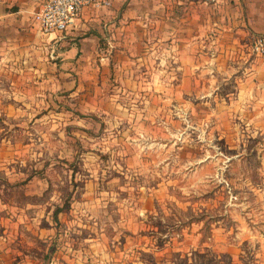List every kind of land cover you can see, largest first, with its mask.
<instances>
[{"label": "rangeland", "instance_id": "1", "mask_svg": "<svg viewBox=\"0 0 264 264\" xmlns=\"http://www.w3.org/2000/svg\"><path fill=\"white\" fill-rule=\"evenodd\" d=\"M160 45L75 81L0 57V264H264V103Z\"/></svg>", "mask_w": 264, "mask_h": 264}, {"label": "crops", "instance_id": "2", "mask_svg": "<svg viewBox=\"0 0 264 264\" xmlns=\"http://www.w3.org/2000/svg\"><path fill=\"white\" fill-rule=\"evenodd\" d=\"M42 1L0 0V57L9 67H48L54 81L103 78L152 66L147 58L160 42L162 53L176 55L183 88L207 72L215 87L231 85V99L264 103V59L251 51L264 33V0H112L50 34L33 19Z\"/></svg>", "mask_w": 264, "mask_h": 264}, {"label": "built area", "instance_id": "3", "mask_svg": "<svg viewBox=\"0 0 264 264\" xmlns=\"http://www.w3.org/2000/svg\"><path fill=\"white\" fill-rule=\"evenodd\" d=\"M112 0H43L33 19L43 34L64 33L74 26L82 11L88 7H109ZM252 53L264 59V33L254 37ZM52 57L55 53L52 51Z\"/></svg>", "mask_w": 264, "mask_h": 264}]
</instances>
